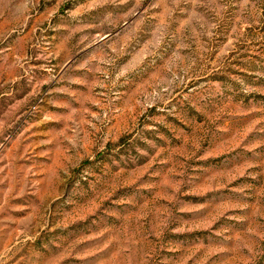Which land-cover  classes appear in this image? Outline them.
I'll use <instances>...</instances> for the list:
<instances>
[{"label":"rangeland","instance_id":"1","mask_svg":"<svg viewBox=\"0 0 264 264\" xmlns=\"http://www.w3.org/2000/svg\"><path fill=\"white\" fill-rule=\"evenodd\" d=\"M0 264H264V0H0Z\"/></svg>","mask_w":264,"mask_h":264}]
</instances>
